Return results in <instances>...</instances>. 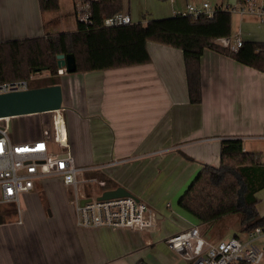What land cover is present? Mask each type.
<instances>
[{"label": "crops", "instance_id": "1", "mask_svg": "<svg viewBox=\"0 0 264 264\" xmlns=\"http://www.w3.org/2000/svg\"><path fill=\"white\" fill-rule=\"evenodd\" d=\"M65 1V13L58 0L59 9L47 14L40 11L38 0H0V43L75 31L74 6ZM179 1L122 0V12L132 23H146L196 4L184 0L180 7ZM233 1L203 2L224 6ZM146 49L150 61L145 64L63 72L62 107L57 113L67 132L62 151L75 166L87 169L85 177L102 176L151 207L156 229L81 228L71 191L61 180H37L17 205L0 206L16 209L4 210L12 220L0 214V264H187L164 239L189 225H208L195 222L179 208L178 200L203 166H219L220 141L240 139L243 151L264 164L258 160L264 158L261 71L206 49L199 61L201 102L191 104L181 50L155 42H147ZM31 116L6 120L11 141L49 134L25 137ZM98 189L88 195L100 196L101 186ZM201 232L206 234L202 228Z\"/></svg>", "mask_w": 264, "mask_h": 264}, {"label": "trees", "instance_id": "2", "mask_svg": "<svg viewBox=\"0 0 264 264\" xmlns=\"http://www.w3.org/2000/svg\"><path fill=\"white\" fill-rule=\"evenodd\" d=\"M88 4L90 24L76 19L72 32L57 33L0 43V82L26 80L31 88L59 85L58 55L72 54L75 73L141 65L150 61L147 42L181 50L184 60L188 100L201 102L199 61L206 49L229 56L235 61L261 71L263 56L255 54L256 43L245 42L236 52L213 44L219 37L232 33V15L218 11L210 19L172 16L103 27L105 18L122 12V0H71ZM41 12H56L58 0H38ZM49 73L45 83L31 85L32 74ZM218 167L203 166L178 200V206L200 225L210 224L225 216L237 215L241 232L264 226V215L255 209L256 194L264 188V164L251 152L243 151L242 141L224 138L220 141ZM102 192L116 188L98 176ZM136 264H145L142 261Z\"/></svg>", "mask_w": 264, "mask_h": 264}, {"label": "built area", "instance_id": "3", "mask_svg": "<svg viewBox=\"0 0 264 264\" xmlns=\"http://www.w3.org/2000/svg\"><path fill=\"white\" fill-rule=\"evenodd\" d=\"M218 11L228 12L242 20L236 31L229 36L216 38L213 44L236 52L245 42H253L256 43L255 54L264 59V0H234L224 6H211L208 2L200 6L187 4L183 10L175 11L173 16L210 19ZM75 17L79 22L90 24L88 4L77 3ZM247 18H253L254 25L261 29V41L252 40L251 32L243 28V20ZM131 23L130 16L120 12L105 18L102 25L115 27ZM57 72L61 75L64 70L58 69ZM261 72L264 75V68ZM30 88L26 80L0 82V94ZM66 146L65 123L57 112L53 117L51 134L36 140L13 142L6 124H0V206L17 205L20 195L30 192L35 181L55 178L71 191L77 226L138 232L156 229L155 211L133 196L104 200L89 196L86 189L91 190L102 183L83 175L87 169L74 165L73 159L62 151ZM82 200L86 201L82 204ZM164 242L187 264H259L264 258V226H256L227 240L211 241L203 236L198 225H189L165 237Z\"/></svg>", "mask_w": 264, "mask_h": 264}, {"label": "rangeland", "instance_id": "4", "mask_svg": "<svg viewBox=\"0 0 264 264\" xmlns=\"http://www.w3.org/2000/svg\"><path fill=\"white\" fill-rule=\"evenodd\" d=\"M188 1L190 3H196V4H194L196 6H200L204 0H188ZM184 5H185L184 0H180L178 2V6L183 7ZM67 10H68V1L62 0L61 12L65 13V11H67ZM46 13L50 14L51 12H46ZM241 20L242 19H240L238 16L232 15L231 23H232V30L233 31H236L238 29V25L241 22ZM72 21H74V20H72ZM254 24H255V20L253 18H247V19L243 20V28H245L246 30L251 32L250 38L252 40H255V41H261L263 38L262 31L260 28L256 27ZM52 35H54V34H52ZM48 75H49V73L46 71H42L39 73L32 74L29 77V79H31V85L34 87V86L41 85V84L45 83V80L48 77ZM55 114H56V112H48V113H42L39 115L27 117L26 121L29 123V125H28V129L26 131L25 137H36V136H40L41 134H44L45 132H48L49 133L48 135H50L52 132V121H53V117ZM5 123H6L5 120L0 121V124H5ZM262 147L264 148V143H263ZM55 150H58V148H55ZM258 160L264 161V158L262 160L259 158ZM98 190H99L98 185H95L91 190L86 189V192L88 193V191H89L92 194H94V193H97ZM60 194H63V193L60 192L59 194H56V195H60ZM256 197L258 200L257 204L255 205L256 211L258 212V214L264 215V188L257 193ZM173 205L175 206L176 204H173ZM0 208H3V207H0ZM4 210H7L9 212L10 211L12 212V210L16 211L15 207L11 206L9 208L0 209V214L5 215V220H12L14 217L11 214L7 213L6 211L4 212ZM22 211H24L23 208H22ZM234 220H235V222H234ZM245 225L246 224L241 225L239 223L237 215H235V216L229 215V216H225L224 218H222L216 222L210 223L206 226H202L201 228L204 232H206V234H204V236L205 237L208 236L209 239L214 241L218 238H219V240L220 239L221 240H227L230 237H232L233 234L239 235L242 231V228ZM174 226H177V224L169 225V228L171 229ZM178 256L181 258L180 255H178ZM259 264H264V258L262 259V261Z\"/></svg>", "mask_w": 264, "mask_h": 264}, {"label": "water", "instance_id": "5", "mask_svg": "<svg viewBox=\"0 0 264 264\" xmlns=\"http://www.w3.org/2000/svg\"><path fill=\"white\" fill-rule=\"evenodd\" d=\"M57 65L66 73L76 70L72 54L58 55ZM62 91L60 85L30 88L26 91L0 94V120L13 117L57 112L61 109ZM132 196L125 189L118 187L102 192L98 200ZM86 200H82V204ZM0 216V224H1Z\"/></svg>", "mask_w": 264, "mask_h": 264}]
</instances>
